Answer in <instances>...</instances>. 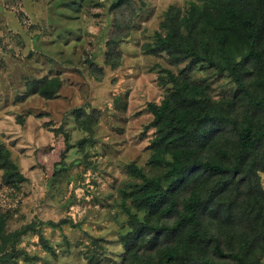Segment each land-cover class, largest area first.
I'll return each mask as SVG.
<instances>
[{
  "label": "rangeland",
  "instance_id": "obj_1",
  "mask_svg": "<svg viewBox=\"0 0 264 264\" xmlns=\"http://www.w3.org/2000/svg\"><path fill=\"white\" fill-rule=\"evenodd\" d=\"M190 1L131 0L120 9L118 0H0V143L25 178L4 185L0 170V213L7 233L30 226L5 248L11 262L121 264L129 214L141 222L150 217L122 199L139 182L126 167L157 174L148 164L153 129L147 105L159 104L171 88L166 71L179 74L184 67L143 46L153 44L168 9L182 16ZM109 41L117 43L110 57ZM54 77L61 84L53 99L28 95L34 81ZM189 79L215 102L235 92L226 74L205 64ZM80 110L96 119L87 131L77 122ZM260 184L264 191L263 173ZM220 225L209 227L225 249L234 232L231 224ZM151 245L139 253L144 263L152 259Z\"/></svg>",
  "mask_w": 264,
  "mask_h": 264
},
{
  "label": "trees",
  "instance_id": "obj_2",
  "mask_svg": "<svg viewBox=\"0 0 264 264\" xmlns=\"http://www.w3.org/2000/svg\"><path fill=\"white\" fill-rule=\"evenodd\" d=\"M130 3L118 0L115 7L123 9ZM164 16L155 41L143 48L147 54L167 55L171 66L184 67L179 74L166 71L171 88L159 104L147 105L153 129L148 164L157 174L149 176L132 163L126 167L139 182L123 192L122 199L130 198L136 211L150 217L141 222L129 214L121 264H260L259 258L264 257L260 184V173L264 174V0H191L182 16L172 8ZM116 47V42L109 41V57ZM108 58L106 64L114 68ZM203 64L231 79L235 85L231 99L215 102L190 81L189 74ZM60 84L56 77L39 79L28 95L53 99ZM76 119L85 131L96 120L91 121L84 110L78 111ZM0 170L4 185L25 180L2 143ZM233 210L238 221L232 220ZM165 217L167 222L162 221ZM5 222L0 213V264H18L4 250L15 246L30 226L7 233ZM64 223L49 222V226ZM221 223L231 224L229 233L234 232L225 249L209 227ZM39 238L43 248L50 250ZM147 244H152L154 253L144 263L139 253Z\"/></svg>",
  "mask_w": 264,
  "mask_h": 264
}]
</instances>
